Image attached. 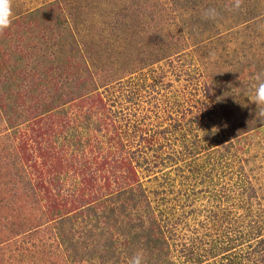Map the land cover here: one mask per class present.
<instances>
[{
  "label": "rangeland",
  "instance_id": "obj_1",
  "mask_svg": "<svg viewBox=\"0 0 264 264\" xmlns=\"http://www.w3.org/2000/svg\"><path fill=\"white\" fill-rule=\"evenodd\" d=\"M232 3L13 0L0 264H264V0Z\"/></svg>",
  "mask_w": 264,
  "mask_h": 264
},
{
  "label": "clouds",
  "instance_id": "obj_2",
  "mask_svg": "<svg viewBox=\"0 0 264 264\" xmlns=\"http://www.w3.org/2000/svg\"><path fill=\"white\" fill-rule=\"evenodd\" d=\"M242 5V0H233L231 8L239 10ZM219 12L215 7H209L202 12V19L216 20ZM13 0H0V32L9 28L13 22ZM209 55H213L211 52ZM257 84L254 87L253 93L248 97L251 103L257 106V118L264 120V73H258L255 76ZM128 264H144L142 253L133 255Z\"/></svg>",
  "mask_w": 264,
  "mask_h": 264
},
{
  "label": "trees",
  "instance_id": "obj_3",
  "mask_svg": "<svg viewBox=\"0 0 264 264\" xmlns=\"http://www.w3.org/2000/svg\"><path fill=\"white\" fill-rule=\"evenodd\" d=\"M236 135V134H235ZM244 186H245V184H244ZM174 201H177V199H176V197L175 198H173L172 200H171V202H174ZM253 209L251 208V211H252ZM164 211H165V213L167 214L168 212L164 209ZM154 215H156V214H154ZM164 216V214H163V211H161V214H160V219H158L156 222L158 223L159 222V224L157 225V229H156V233H157V235L156 236H154V238H152V239H154L153 241H154V245H156V244H158V242L156 241V240H160V239H164V233H166V231H165V229L162 227L163 226V224L164 223H162L161 221V218ZM179 218L177 219V221L175 222V221H172L173 222V226H171L170 228L171 229H173V227L174 226H177L178 227V225H182L183 226V228H186L187 226H188V219L186 218V215H183V216H181V215H179L178 216ZM168 218V217H167ZM214 220H215V218H214ZM216 222H217V218H216V220H215ZM166 222H167V220H166ZM214 222V221H213ZM155 225V224H154ZM216 225V224H215ZM215 225H213L214 227H215ZM218 239V238H217ZM216 239V240H217ZM216 240H214V242L216 241ZM118 241H120V237L118 238ZM192 249H190L189 251H188V253L190 254V257H194V255L193 254H195V252H196V248H195V245L193 244L192 245ZM201 256L202 255H200V254H196V256L194 257V261H199L200 259H201ZM204 256V255H203ZM234 258V257H233ZM237 258V257H236ZM169 263H171L172 261H170V260H167Z\"/></svg>",
  "mask_w": 264,
  "mask_h": 264
}]
</instances>
